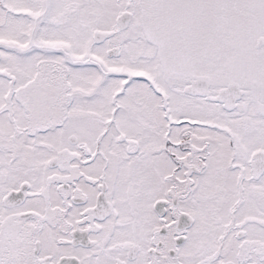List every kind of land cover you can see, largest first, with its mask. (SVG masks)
I'll return each mask as SVG.
<instances>
[{
	"label": "snow or ice",
	"instance_id": "obj_1",
	"mask_svg": "<svg viewBox=\"0 0 264 264\" xmlns=\"http://www.w3.org/2000/svg\"><path fill=\"white\" fill-rule=\"evenodd\" d=\"M0 264H264V0H0Z\"/></svg>",
	"mask_w": 264,
	"mask_h": 264
}]
</instances>
